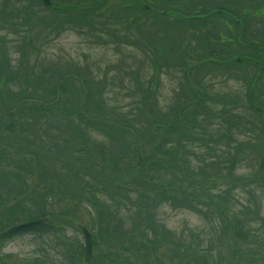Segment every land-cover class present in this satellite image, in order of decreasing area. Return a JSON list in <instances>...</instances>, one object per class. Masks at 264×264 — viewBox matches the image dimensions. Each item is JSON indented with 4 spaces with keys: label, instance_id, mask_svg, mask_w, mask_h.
Listing matches in <instances>:
<instances>
[{
    "label": "trees",
    "instance_id": "trees-1",
    "mask_svg": "<svg viewBox=\"0 0 264 264\" xmlns=\"http://www.w3.org/2000/svg\"><path fill=\"white\" fill-rule=\"evenodd\" d=\"M25 1H7L6 5L13 9L12 18L15 17L16 12L27 10V7L31 11V5ZM33 1L42 5V10H54L58 17H51L45 22V18L38 14L39 18L34 19V27V23L27 22L28 31L26 37L24 36L23 46L21 45L24 52L20 55L18 62H11L7 44L0 38V231L6 226L20 221L19 218L23 217L25 220L41 216H47L50 220L68 219L66 217L71 216L69 213L57 211L54 215V210L51 209L55 201L67 197L75 199V201H81L84 204L91 202L95 207L98 204L105 203L98 196L103 195L105 191H108L112 196L116 194V196L127 198L121 191H115V189L121 190L122 187L128 189V187L122 183L123 178L119 179V177L126 174V171L123 172V175L120 174L122 170L114 168L112 158V150L116 148L119 142L122 144L123 136L126 137V133H124L126 131L132 137H129L128 141L124 140L129 143L124 146L122 144V147H125L123 151L126 152L132 144V154L135 156L133 165L141 175L138 178L140 186L145 188L146 184L154 183L155 186L151 185V189L153 193L158 195L160 201L173 198L167 192L170 189L178 191L176 190L179 187L176 184L177 182L184 179L188 182L189 179V182H194L191 183L194 186L197 180L195 176H204L207 168L216 167V161H208L203 154H196V157L200 161L205 159L208 163L207 167L199 166L198 162L191 161L193 154L188 145L190 142L187 139L182 140L180 137L176 138L175 136L174 139L168 140L170 137H167L166 134L160 137L158 130L175 122L168 120L170 114L175 112L178 106L176 105L172 110L170 108L165 112V115H160L161 118L159 119L156 115H159V113H155L153 111L155 109L150 108L152 103L157 107V110H161L157 102L151 97L154 95V90L151 89V95L144 97V100H142L144 108L140 112L144 129L140 133L141 129L139 128L137 131L136 125L134 127L127 122V119L122 115L123 112L107 107L106 100L102 95L104 92L102 91L103 83L94 85L98 89L91 90L93 86L90 82L93 80L90 79V76L94 75V72L90 71L88 67L86 68L87 65L47 60L41 56L42 47L37 40L40 33H42V36H46L49 30H56L58 34L67 27L74 28L71 23L76 24L77 29L94 27L102 32L101 27H103L105 21H109L108 25H110L114 13L120 9L123 12L122 17L130 22L132 17L130 9L133 8L135 3L130 2V0H123L119 4L110 5L106 0H51V6L48 7L41 0ZM136 1L140 2L138 5L155 14L152 20L159 25L156 27L159 32H161V27L164 25L172 28L180 25L184 27L191 26L197 30L203 27L207 30L220 29L223 25V34L213 36L208 34V31L201 35V44L205 50H208L206 56L195 50L203 48L194 45L192 38L185 35V38L180 39L176 34L170 33L168 37H164L166 44L163 43L161 37H157L156 46L162 48V52L157 53L155 58L157 59V56L162 57L165 54L166 45L167 48L173 49V53H166V58L163 57V61L171 60V56L173 58L176 52H180L178 56L182 60L187 59L183 60L184 62L181 61V64L185 65L183 71L185 80L191 81V86L194 87L195 91H203L204 93L206 92V86L201 83L202 79L199 78V74L196 75L193 70H198L200 73L203 70V72H207L210 69L213 70L214 77H216L222 75V71L225 69L222 67L226 66V63L230 62L236 66L248 63L246 66L252 68V74L246 78V106L253 109L254 112L264 111V0ZM65 4L76 5L79 8H63L62 6ZM75 10L78 13L67 16ZM32 12L36 13L34 11L29 12L32 16ZM28 15L25 17L22 15L21 20L29 19ZM0 19L1 21L5 19L11 21L8 16H2ZM94 19L99 21L94 22ZM216 20H219V23ZM11 23L12 28L14 21ZM86 23L89 24L86 25ZM32 27L33 31L35 29L34 34L33 32L30 33ZM195 35L194 32L191 34L192 37ZM240 48L243 49V53L237 54L236 51H239ZM31 53L33 56L29 59L28 55L31 56ZM237 58H240V60H237ZM188 61L192 63H188ZM202 75L205 76V73ZM136 82L135 86L132 84V89L134 92L136 91L135 93H139L141 92V83L139 80H136ZM179 87H182L181 83ZM147 88L149 89L148 86ZM98 93L100 95L97 101L93 102L92 97ZM257 94L262 99L259 100ZM198 101L201 103L202 99L200 98ZM228 103H231V101H228ZM228 103L223 104L222 111L229 106ZM140 107L141 103L137 109ZM179 107L182 109L181 106ZM184 119L179 116L177 120L186 124L185 122H188V120L185 119L184 121ZM88 127L99 129L105 134H108L109 130H114V134L118 138L112 137L114 142L111 144L110 140L108 149L103 150L101 141L87 138L86 128ZM230 130L231 128L226 126L223 132L226 131L230 135L232 134ZM147 143L152 146L150 151L144 147ZM252 143L248 140H240L237 145L236 140L233 143L231 141V145L220 152L222 156L219 158L223 167L221 169L216 167V170L222 173L223 181H225L226 187L223 186L222 189L236 191L242 188L244 191V189L252 187L253 179L246 176L240 180L236 175L231 174L233 168H240L237 167L238 163L236 164V162L241 164L242 160L248 155L246 151H239L238 149L242 150L243 146ZM235 147L238 149H235ZM263 148L262 146V153L264 152ZM53 149H56V151H53ZM238 151L246 155L240 156V154H237L239 161H235L234 157ZM210 152L209 150L207 154L209 155ZM262 159L264 161V154ZM192 162L196 163L198 168H195ZM260 166L264 170L263 162ZM152 169L159 173L160 177L157 182L154 181L155 176L149 174ZM190 169L191 174L189 177H186L185 174L182 175L183 170L189 172ZM146 176L148 177L146 178ZM260 178L264 181L263 176ZM189 182L188 184H190ZM253 191L255 190L253 189ZM225 192L222 191V193ZM173 199L177 202L180 198L175 197ZM184 200L188 201V199ZM239 203L241 207L249 212L253 211L250 204L241 202L234 203L235 209H232L233 211L229 210L225 204L219 205L218 211L225 218L226 227L231 234L252 241L256 235L253 237L249 235V233L253 235L254 232L250 225L251 219L263 220V218L258 217L257 212H251L252 215L249 218V216L243 214L242 209H236ZM189 204H191L189 207L193 206L188 201ZM96 211L99 233L92 235L93 249L101 248L102 243L107 246L109 242L115 241L108 234L113 231L117 233V238L120 240L118 228L121 229L120 225L122 223L118 211V217L115 220H109L111 216L109 219L107 218L110 212L105 213L104 208H99ZM9 212H13V214L8 216ZM144 218H147V216ZM110 221L114 223L111 230L108 229ZM251 230L252 232H250ZM30 232L36 233L37 238L50 239V236H52L53 239L57 240V238H61L59 235L64 234V228L61 225L56 226L51 223L44 227L35 228ZM143 235V231L140 234H134V239L144 246ZM61 241L60 243L63 246ZM71 244L67 246V252H72ZM156 244L157 239L153 240L152 250L155 249ZM111 246L113 249L106 248L109 250L106 258L98 255L95 257V254H93L88 264H94V259L99 260L100 264H108L109 262H103L107 259L111 261L119 256L116 253L112 254L116 249L112 242ZM122 249L123 246H121ZM46 250L55 249L47 248ZM126 250H129V248H125ZM233 250L231 256L235 259L234 253L238 252L236 244ZM47 251H44L38 257L35 264H64L62 261L55 262L56 253L58 252L55 251L56 253L50 255L51 252ZM82 254L83 245L81 243L79 247L75 245V252L70 254L66 263L75 264L76 260L79 262L82 259ZM147 254L146 252L145 255ZM42 256L46 257L45 261H40ZM132 256L138 260L140 259L136 254ZM62 257L63 260L67 259V256L62 255ZM125 257L130 260L129 256L125 255ZM252 258L250 257L249 264H252ZM254 258L257 259L254 261H260L263 257L258 254ZM130 262L131 264H139L133 260H130ZM227 264H238V262H228Z\"/></svg>",
    "mask_w": 264,
    "mask_h": 264
},
{
    "label": "rangeland",
    "instance_id": "rangeland-1",
    "mask_svg": "<svg viewBox=\"0 0 264 264\" xmlns=\"http://www.w3.org/2000/svg\"><path fill=\"white\" fill-rule=\"evenodd\" d=\"M7 1L0 0V18L8 16L11 21L5 19L3 20L5 22H3L0 19V38L7 44L11 62L14 63L18 62L20 55L24 52L21 45L23 46L24 36L26 37L28 31L27 22L34 23V19L39 18L38 14L45 18V22L51 17L58 16L54 10H42V5L38 2L26 0L25 2L31 5V11L36 13L32 12L33 16L30 15L29 12L31 11L27 7V10L16 12L15 17L12 18L13 9L6 5ZM13 1L17 0H10V2ZM106 2L114 5L123 2V0H106ZM130 2L135 3L133 8L130 9L132 15L130 22L122 17L123 12L120 9L114 13L110 25H108L109 21H105V24L101 27L102 32L94 27L77 29L76 24L71 23L74 28L67 27L58 34L56 30H49L46 36H42V33H40L37 40L42 47V58L87 65L86 68L88 67L90 71L94 72V75L90 76V79L93 80L90 82L93 86L91 90L98 89L94 85L103 83L102 91L104 92L102 95L106 100L107 107L123 112L122 115L127 119V122L134 127L136 125L137 131L139 128L141 129L140 133L144 129L140 112L144 108L142 100H144V97L151 95L150 91L154 90V95L151 97L157 102L161 110H157V107L152 103L150 108L155 109L153 110L155 113H159V115L156 114L159 119L161 118L160 115H165L166 111L170 108L172 110L177 105L178 107L175 112L170 114L168 120L175 122L166 128H160L158 133H160V137L163 134L169 136L168 140L174 139L175 136L176 138L180 137L182 140L187 139L190 142L188 145L193 154L191 161L198 162L199 166L207 167L208 163L205 159L200 161L196 154L205 155L208 161L215 160V166L221 169L223 165L219 158L222 156L220 152L226 150L231 145V141L233 143L236 140L237 145L240 140L253 142L243 146L242 150L235 147L239 151H246L248 155L242 160L241 164L236 162V164L238 163L237 167L240 168H233L231 174L236 175L240 180L248 176L254 180V183H251L252 187L246 188L244 191L242 188L236 191L222 189L223 186L226 187L223 175L216 170V167H211L206 169L204 176H195L197 179L196 185H191L194 182H189V179L190 184H188L184 179L176 183L180 190L177 187L176 190L178 191L170 189L167 192L171 195V198L179 197L180 199L177 202L173 198L160 201L158 195L152 192L151 185L154 187V183L146 184L145 188L140 186L138 178L141 175L133 165L135 156L132 154V144L126 152L123 151L125 147L123 148L122 144L124 146L129 143L124 140L128 141L129 137H132L126 131L124 132L126 137L123 136L122 144L119 142L116 148L112 150V158L114 168L122 170L120 174L123 175V172L126 171V174L119 177V179L123 178L122 183L128 187V189L122 187L121 190L115 189V191H121L127 198L116 196V194L112 196L108 191H105L103 195H98L105 203L98 204L97 207L93 206L91 202L84 204L70 197L55 201L53 208H51L54 210V215L57 211L71 215L66 217L71 221L64 218L49 220L48 224L54 223L56 226H63L64 234L59 235L61 238H57V240L53 239L52 236H50V239L37 238L36 233L25 231L4 239L0 242V264H35L38 257L44 251H47V248L55 249L47 251L51 252L50 255L58 252L55 258L56 263L62 261L67 264L68 257L75 252V245L79 247L81 243L84 246V237L78 224L87 227L92 235L99 233L96 222V210L99 208H104L107 214L108 211L110 212V215H107L108 219L111 216L109 220H115L118 216L122 218L121 229L118 228L120 240L117 238L115 231L112 230V233H108L110 238L115 239V241H111L116 249L112 254L116 253L119 256L111 261L107 259L103 263L131 264L130 260L124 256L125 248H129L140 258L138 260L139 264H227L235 261L238 264H249L252 256V264H264V181L260 178L261 176L264 177V170L260 166L261 162H264L262 161L264 152L261 151L262 146L264 147V111L254 112L253 109L246 106V78L252 74V68L246 66L248 63L241 62L242 65L236 66L229 62L222 67L225 68L222 75L216 77H214L213 70L210 69L207 72H203V70L200 73L198 70H193L196 75L199 74V78L202 79L201 83L206 86L205 93L195 91L194 87L191 86V81L184 78L185 65H182L181 61L184 62L183 60L187 59L182 60L178 56L180 52H176L173 58L169 56L171 60H164V62L163 57L166 58L165 54L168 52L173 53V49L167 48L166 45L165 54L162 57L157 56L158 58H155L157 53L162 52V48L156 46L157 37H161L163 43H165L164 37H168L170 33L176 34L180 39L185 38V35H187V37L192 38L194 45L203 48L195 50L206 56L208 50H205L201 44V35L208 31V34L213 36L223 34L224 26L221 25L220 29L207 30L203 27L197 30L191 26L184 27L180 25L172 28L164 25L161 27V32H159L156 28L159 25L152 20L155 14L138 5L139 1L130 0ZM73 13L75 15L78 12L75 10L67 16ZM27 14H29V19L21 20L22 15L25 17ZM13 21L14 24L11 28L10 24ZM93 21L98 22L99 20L94 19ZM216 22L219 23V20H216ZM33 27L30 33L33 32L34 34L35 29L33 31ZM88 31L89 33H87ZM193 32L196 33L194 37L191 36ZM242 51L243 49L240 48L236 53H243ZM32 56L31 53L28 58L31 59ZM188 63L192 62L188 61ZM203 73H205V76L202 75ZM136 80L141 83V92L139 93H135L136 91L134 92L132 89V84L135 86V83H137ZM179 82L182 87H179ZM99 95V93L94 95L92 101L96 102ZM256 96L259 97L258 94ZM200 98L202 99L201 103L197 102ZM258 99L260 100L262 97ZM228 101H231V103H228ZM140 103L141 107L137 109ZM225 103H228L229 106L222 111V106ZM179 116L181 119L185 118L188 122L183 124L177 120ZM226 126L231 128L230 132L232 134L229 135L228 132H223ZM86 134L90 140L101 141L103 150L108 149L110 140L111 144L114 142L112 137L118 138L114 134V130H109L108 134H105L99 129L88 127L86 128ZM144 147L149 151L152 148L149 143ZM209 150L211 152L208 155ZM53 151H56V149H53ZM239 151L235 154V161H239L237 154H240V156L246 155ZM194 162H192V165L198 168V165ZM149 174L155 176V182L160 177L158 171L156 172L153 169ZM183 174L189 177L191 169L189 172L183 170ZM222 191L226 192L222 193ZM91 193L89 194L91 195ZM181 198L188 199L193 206L189 207L191 204L188 205V201L186 202ZM235 202L250 204L253 210L251 212H257L258 217L263 218V220L251 219L250 225L254 232L253 235L250 233L249 235L252 237L256 235L252 241L231 234L226 227L225 218L218 211V206L223 204L233 211ZM237 208L238 210L242 209L243 214L251 218L252 213L241 207L240 203L236 206ZM12 214L13 212H9L8 216ZM145 216L147 218H144ZM23 218H19L20 221L16 222H23L25 220ZM112 223L113 221H110L108 225L110 230L114 225ZM142 231L145 247L134 239V234H140ZM155 239H157V244L155 249L152 250L153 240ZM111 242L107 246L102 243L101 248L93 249L92 255L106 258L109 252L106 248L113 249ZM68 243H72V252L66 251ZM235 244L238 252L234 253L235 259H233L231 253L234 251ZM121 246H123L122 250ZM146 252L147 255H145ZM258 254L263 258L260 261H254L257 260L254 256ZM62 255L67 256V259L63 260ZM1 259L5 263H2ZM45 260L46 257H40V261ZM99 262V260L94 259V264H100ZM75 264H88L84 260V254H82V259L79 262L76 260Z\"/></svg>",
    "mask_w": 264,
    "mask_h": 264
},
{
    "label": "water",
    "instance_id": "water-1",
    "mask_svg": "<svg viewBox=\"0 0 264 264\" xmlns=\"http://www.w3.org/2000/svg\"><path fill=\"white\" fill-rule=\"evenodd\" d=\"M42 1L44 2L45 5L51 6L50 0H42ZM62 7L68 8V9H78L79 8V6L71 5V4H65ZM237 60H240V58H237ZM48 223H49V219L47 217H40V218L33 219L27 222H22V223H18L15 225H11L5 230H3L2 232H0V239H7L23 231H27V230L38 228V227H43L47 225ZM80 228L85 237L84 258L86 261H88L90 258L91 249H92L91 235L85 227L81 226Z\"/></svg>",
    "mask_w": 264,
    "mask_h": 264
}]
</instances>
